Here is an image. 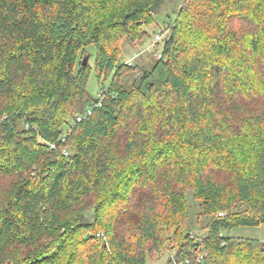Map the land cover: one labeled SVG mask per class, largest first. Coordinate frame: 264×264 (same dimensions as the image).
I'll return each mask as SVG.
<instances>
[{"label":"trees","instance_id":"trees-1","mask_svg":"<svg viewBox=\"0 0 264 264\" xmlns=\"http://www.w3.org/2000/svg\"><path fill=\"white\" fill-rule=\"evenodd\" d=\"M177 1L0 0V264H147L170 234L168 264H264L225 235L264 226V0H180L125 87L122 42Z\"/></svg>","mask_w":264,"mask_h":264},{"label":"rangeland","instance_id":"rangeland-1","mask_svg":"<svg viewBox=\"0 0 264 264\" xmlns=\"http://www.w3.org/2000/svg\"><path fill=\"white\" fill-rule=\"evenodd\" d=\"M182 1L178 0L174 4H164L159 10V14L155 16V24L147 29L149 36L146 40L140 42H130L124 40L121 44V59L122 64L135 67L132 71L127 72L122 77L121 81L125 87L131 89L134 83L141 78L140 70H152L157 61L159 54L162 53V41H157V37L161 38L168 34L167 28L175 21V13L179 10ZM88 52L92 55L90 64H94L95 48H88ZM110 80L98 81L95 74L92 73L89 82V92L97 97L102 91L103 87H107ZM189 217L186 222V232L191 237L201 236L205 231L204 228L209 221V217L201 215L200 202L195 200L193 192L189 191L187 195ZM225 235L230 237H237L243 239H257L264 242V226L257 228H239L225 232ZM167 242L160 251L155 252L152 257H148L147 264H168L171 257L170 247L174 245L173 235L167 236Z\"/></svg>","mask_w":264,"mask_h":264},{"label":"built area","instance_id":"built-area-1","mask_svg":"<svg viewBox=\"0 0 264 264\" xmlns=\"http://www.w3.org/2000/svg\"><path fill=\"white\" fill-rule=\"evenodd\" d=\"M163 39H164V36H162V35H161V38H160V37H157V41H162ZM161 58H162V55L159 54V59H161ZM90 114H91V111H88V112H87V116L90 115ZM83 119H84V117H79V118L77 119V121L80 122V121L83 120ZM201 259H202V257H200V260H201ZM185 263L187 264L188 261H186Z\"/></svg>","mask_w":264,"mask_h":264},{"label":"water","instance_id":"water-1","mask_svg":"<svg viewBox=\"0 0 264 264\" xmlns=\"http://www.w3.org/2000/svg\"><path fill=\"white\" fill-rule=\"evenodd\" d=\"M87 57H84V59H83V64H84V66H86V64H87Z\"/></svg>","mask_w":264,"mask_h":264}]
</instances>
